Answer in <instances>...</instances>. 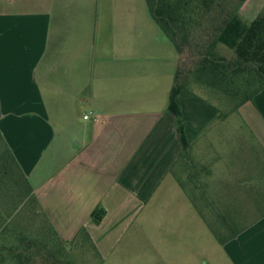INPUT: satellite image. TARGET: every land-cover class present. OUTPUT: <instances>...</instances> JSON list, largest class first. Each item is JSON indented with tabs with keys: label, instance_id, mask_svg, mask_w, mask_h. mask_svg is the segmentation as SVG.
<instances>
[{
	"label": "crops",
	"instance_id": "obj_1",
	"mask_svg": "<svg viewBox=\"0 0 264 264\" xmlns=\"http://www.w3.org/2000/svg\"><path fill=\"white\" fill-rule=\"evenodd\" d=\"M127 1L0 0V134L60 240L69 246L85 231L99 264L126 235L148 237L152 222L192 211L204 221L180 184L196 162L187 188L203 189L208 199L216 158L202 151L228 118L182 89L175 106L183 153L168 109L176 51L147 7ZM262 9L264 0H246L238 12L252 22ZM248 105L264 141V90ZM252 179L250 198L264 201V176ZM14 199L3 196L7 210ZM97 208L104 211L99 224ZM242 237L241 264H264V217L222 246ZM0 251V264L12 263Z\"/></svg>",
	"mask_w": 264,
	"mask_h": 264
},
{
	"label": "trees",
	"instance_id": "obj_2",
	"mask_svg": "<svg viewBox=\"0 0 264 264\" xmlns=\"http://www.w3.org/2000/svg\"><path fill=\"white\" fill-rule=\"evenodd\" d=\"M245 1L145 0L152 20L177 54L168 109L175 117L184 154L188 145L175 106V97L182 89H190L191 84L209 89L226 106L225 116L251 103L264 90V9L252 22H246L238 12ZM180 186L204 218L193 191L198 188H187L185 182ZM7 192L15 197L9 210L2 203ZM204 208L214 211L206 201ZM214 213L215 223L205 218L204 222L218 244H226L245 229L239 231L235 215ZM103 217L101 208L92 212L96 224ZM79 235L90 243L85 231ZM71 247L57 236L0 134V249H6V256L14 264H75Z\"/></svg>",
	"mask_w": 264,
	"mask_h": 264
},
{
	"label": "rangeland",
	"instance_id": "obj_3",
	"mask_svg": "<svg viewBox=\"0 0 264 264\" xmlns=\"http://www.w3.org/2000/svg\"><path fill=\"white\" fill-rule=\"evenodd\" d=\"M102 3L103 0H100V4ZM126 3L146 7L145 0H129ZM160 34L164 36L161 32ZM189 87L190 89L187 90L195 92L202 100L223 114L226 113V106L222 101H218L212 91L198 85L191 84ZM241 107L238 111L227 115L228 118L224 124L218 127L216 137L202 151L212 155L211 159L216 158L210 167L213 171L212 175L206 176L205 181L208 187V199H204V196L202 199L203 189L193 190L189 177L186 181L184 180L196 193L198 206L202 209L205 219L215 223L216 210L218 214L221 212L229 217L233 214L238 218L239 231L257 221L264 213V201L250 198V193L253 191L250 186L256 183L251 182L252 177L264 176V141L261 140L259 131L253 124V113L249 105L245 108ZM197 165L195 162L191 168L190 177L196 174ZM174 175L179 177L182 174L176 169ZM199 180H197V186L198 184L202 186ZM204 201L212 205L213 213L204 208ZM192 212L191 218H165L162 222L158 220L152 222L153 230L148 237L129 238L126 235L122 239L119 251L113 254L106 264H241L243 254L241 247L245 244L244 237L224 247L218 244L203 219L194 211ZM259 227L261 228L260 225ZM129 239L136 244L131 251L126 249L129 247ZM145 239L147 244H152L151 248L141 246L145 244ZM71 254L75 264H99L94 252L84 239L72 244ZM245 260L243 259L244 262Z\"/></svg>",
	"mask_w": 264,
	"mask_h": 264
},
{
	"label": "built area",
	"instance_id": "obj_4",
	"mask_svg": "<svg viewBox=\"0 0 264 264\" xmlns=\"http://www.w3.org/2000/svg\"><path fill=\"white\" fill-rule=\"evenodd\" d=\"M87 117H85V119H86Z\"/></svg>",
	"mask_w": 264,
	"mask_h": 264
}]
</instances>
